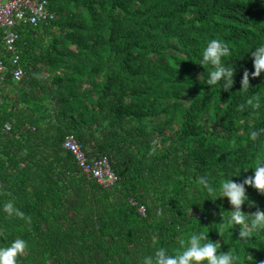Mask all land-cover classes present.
Returning <instances> with one entry per match:
<instances>
[{"label":"trees","instance_id":"trees-1","mask_svg":"<svg viewBox=\"0 0 264 264\" xmlns=\"http://www.w3.org/2000/svg\"><path fill=\"white\" fill-rule=\"evenodd\" d=\"M48 3L55 19L18 34L23 81H0L19 92L0 103V248L25 240L18 264H142L199 233L238 264H264V233L242 241L241 226L224 228L231 205L207 200L200 184L239 172L242 182L264 162V72L251 76L264 0ZM211 39L232 53L222 61L234 68L228 92L205 83ZM68 135L87 159L107 158L112 186L80 170ZM246 194L245 214L264 211V194ZM8 202L23 216L4 212Z\"/></svg>","mask_w":264,"mask_h":264},{"label":"clouds","instance_id":"clouds-1","mask_svg":"<svg viewBox=\"0 0 264 264\" xmlns=\"http://www.w3.org/2000/svg\"><path fill=\"white\" fill-rule=\"evenodd\" d=\"M230 48L219 39H211L205 46L200 65H211L214 70L208 74L205 83L209 86L219 85L224 91L231 90L234 81V68L226 67L222 61L231 56ZM254 71L252 77H260L264 72V44L259 45L251 52ZM249 71L245 70L241 80V90H247L249 83ZM251 103V100H249ZM253 138L256 133H253ZM155 151V149H153ZM233 176H240V172L233 174L230 178L219 181L218 185L213 184L207 177L200 178V184L204 187L207 200L216 201L218 198H227L232 210L227 216H222L223 227L239 228V239L246 240L250 233H264V211L257 210L253 214H245L242 205L245 202L251 204L246 194V186H251L259 193L264 194V162L259 163L253 169V175L236 182ZM3 211L8 215L23 216L18 212L13 203L4 204ZM220 224V223H219ZM218 242H213L208 236L192 233L187 241V246L182 252L169 254L167 249L157 250L155 255L145 256L142 264H238V257L232 251L222 252ZM27 242L23 239H16L11 246L0 248V264H18L17 258L25 252ZM248 260L253 262L250 255Z\"/></svg>","mask_w":264,"mask_h":264},{"label":"built area","instance_id":"built-area-1","mask_svg":"<svg viewBox=\"0 0 264 264\" xmlns=\"http://www.w3.org/2000/svg\"><path fill=\"white\" fill-rule=\"evenodd\" d=\"M48 4V0H0V81L8 74L15 83L23 81L25 71L16 50L18 34L25 26L37 27L54 20ZM63 148L74 155L80 170L99 185L109 187L117 181L107 158L87 159L74 136L65 137ZM139 211L144 214V207Z\"/></svg>","mask_w":264,"mask_h":264},{"label":"rangeland","instance_id":"rangeland-1","mask_svg":"<svg viewBox=\"0 0 264 264\" xmlns=\"http://www.w3.org/2000/svg\"><path fill=\"white\" fill-rule=\"evenodd\" d=\"M40 79H43L44 81H47L45 80V76H41L39 77ZM18 89L16 87V85L12 84V83H9V84H2L0 85V103H2L3 101L7 100L9 101V103L11 101H15V97L18 96Z\"/></svg>","mask_w":264,"mask_h":264},{"label":"bare ground","instance_id":"bare-ground-1","mask_svg":"<svg viewBox=\"0 0 264 264\" xmlns=\"http://www.w3.org/2000/svg\"><path fill=\"white\" fill-rule=\"evenodd\" d=\"M140 207H141V206H140ZM140 207H139V208H140ZM142 207H144V206H142ZM139 208H138V212H139V214L144 216V215H145V207H144V214H141V213H140Z\"/></svg>","mask_w":264,"mask_h":264}]
</instances>
